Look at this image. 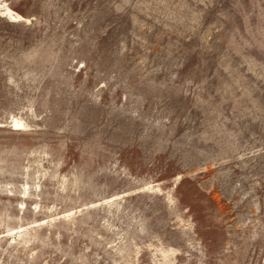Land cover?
<instances>
[{"label":"rangeland","instance_id":"rangeland-1","mask_svg":"<svg viewBox=\"0 0 264 264\" xmlns=\"http://www.w3.org/2000/svg\"><path fill=\"white\" fill-rule=\"evenodd\" d=\"M0 264H264V0H0Z\"/></svg>","mask_w":264,"mask_h":264},{"label":"bare ground","instance_id":"bare-ground-1","mask_svg":"<svg viewBox=\"0 0 264 264\" xmlns=\"http://www.w3.org/2000/svg\"><path fill=\"white\" fill-rule=\"evenodd\" d=\"M8 14H9V12H8ZM10 17H11V16H10ZM13 19L15 20V18H13ZM14 20H13V21H14ZM16 20H17V19H16ZM16 20H15V21H16ZM14 125H15V124H14ZM15 126H16V125H15Z\"/></svg>","mask_w":264,"mask_h":264}]
</instances>
